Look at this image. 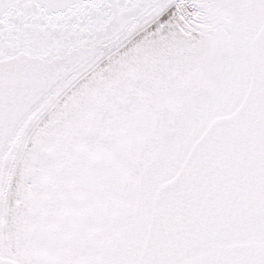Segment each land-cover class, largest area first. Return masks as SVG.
I'll return each mask as SVG.
<instances>
[{"label":"snow or ice","instance_id":"obj_1","mask_svg":"<svg viewBox=\"0 0 264 264\" xmlns=\"http://www.w3.org/2000/svg\"><path fill=\"white\" fill-rule=\"evenodd\" d=\"M0 264H264V0H0Z\"/></svg>","mask_w":264,"mask_h":264}]
</instances>
